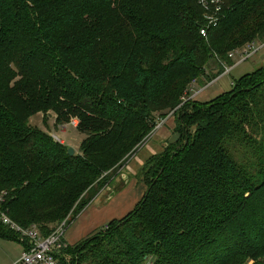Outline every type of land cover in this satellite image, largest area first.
<instances>
[{
	"label": "trees",
	"instance_id": "trees-1",
	"mask_svg": "<svg viewBox=\"0 0 264 264\" xmlns=\"http://www.w3.org/2000/svg\"><path fill=\"white\" fill-rule=\"evenodd\" d=\"M221 1L204 37L199 0H0V197L13 221L44 237L75 219L157 119L180 111L182 137L138 176L144 198L76 246L73 264H264V138L249 148L264 126V67L212 103L184 101L211 57L264 39V0ZM39 113L78 117L80 153L33 126ZM0 237L30 245L1 215Z\"/></svg>",
	"mask_w": 264,
	"mask_h": 264
},
{
	"label": "rangeland",
	"instance_id": "rangeland-1",
	"mask_svg": "<svg viewBox=\"0 0 264 264\" xmlns=\"http://www.w3.org/2000/svg\"><path fill=\"white\" fill-rule=\"evenodd\" d=\"M254 45L256 46L255 49H251L253 48ZM244 49L252 50V54L247 59L242 60L240 57V53ZM222 57L223 58L219 59L218 57L215 58V56H213L207 61V64L205 65L204 68V72L200 74L198 78L192 81L189 87L190 93L186 95L184 101L189 100L188 102H194L197 104V106L207 105L209 103H212L214 102V100L218 98V96L232 90L234 82L240 80L242 76L252 73L256 71L258 68H263L264 39L256 38V40L252 41L250 45L241 46L240 48L233 50V52L230 51L227 54L222 55ZM228 67H230L231 69L228 71V73H225L224 71ZM220 69L221 70L223 69V72L218 77L216 76V78L213 79V77ZM202 86H207L204 89V91L199 89ZM191 110L192 107L189 108V111ZM165 112L167 113L168 111ZM179 116H180V111L176 112L172 110L170 113H167L165 117L158 118L156 128L150 134L151 136L149 137L147 142L137 152L136 156L127 163L126 167H122L118 171H114L110 174L109 180H111V182L108 183V186H106L102 190L101 194L97 198H95L91 202V204L96 202L98 206H101V204H103V202H105L106 198L108 197V194L110 192L109 189L111 190V193H118L124 190L125 188L126 189L129 188L130 185L134 182V179L137 180L140 184H144V182H141L139 179L142 174L144 162L152 154H158V152L164 150L163 149L165 147L164 144L166 145L167 143V139H163L159 135H156L157 133L156 131L158 130V128L164 126L166 121L168 120L169 126L173 124L174 128L171 131L173 134L176 125L178 123ZM73 118L77 119L79 122L78 117L73 116L71 117V120ZM70 121L69 123L65 122V124H59V123L57 124L55 115L48 116V115H44L43 113H39L32 116L30 123L33 126L42 129L51 137L56 135L57 137L61 138L68 148L72 147L73 149H75V152L79 154L82 141L84 140V136L82 135L81 129L74 127L72 124H70ZM246 129L248 130L249 127H246ZM262 130H264V126H262L261 130L259 129V131H261L262 133L256 132L254 134L253 141L251 143L252 145L250 144L251 146L249 148L258 147L259 143H261V141L263 142L264 132ZM232 146H233L232 150L235 152V158L237 161H239L243 165L252 162L254 158L252 156L253 153H250L247 150L248 148L245 149L241 148L237 143L236 144L234 143V145ZM123 173L127 175L129 179L128 182L126 179L122 177ZM128 207L129 206L125 208L126 213L122 218H125L128 214H130L134 206L131 207L130 205L131 207V208L129 207L130 209H128ZM116 214L118 213L116 212ZM78 216H76L75 218H77ZM122 218H117L116 216L115 220L116 219L120 220ZM72 219L73 217H70L68 221L66 220L64 221L67 229L70 227L68 224L72 222ZM107 225L108 223L102 226L100 229L87 234L86 237L82 238V240L74 243L73 245H69L67 244V242L64 241V245L58 253V255L62 256L61 257L62 264H73L75 260V256H77L74 253L75 250L74 248L86 242L89 238L92 239L95 235H98L100 232L105 230V228H107ZM73 229H76V227ZM71 231L72 229L70 230V232ZM23 250H24L23 244L17 241L16 239L7 240L3 237H0V264H12L16 259L20 257ZM84 252L85 251H81L79 249L76 253L83 254ZM88 263L89 261L82 262V264H88Z\"/></svg>",
	"mask_w": 264,
	"mask_h": 264
},
{
	"label": "built area",
	"instance_id": "built-area-1",
	"mask_svg": "<svg viewBox=\"0 0 264 264\" xmlns=\"http://www.w3.org/2000/svg\"><path fill=\"white\" fill-rule=\"evenodd\" d=\"M201 5L205 10V25L201 27V34L206 37L208 35V29L211 26H217L220 21V14L223 9V1L221 0H199ZM255 45L251 49H255ZM252 50L244 49L240 53L241 59L245 60L251 56ZM231 68L228 67L225 69V73ZM207 86L203 87V90ZM74 127L79 126L77 119L73 118L70 121ZM54 140L64 143V141L55 136H52ZM4 198L0 197V215L1 220L4 224L8 225L12 229H15L18 233L22 235L23 238L30 241L28 249L23 250L20 257L15 260L12 264H59V259L56 257V254L59 253L61 248L64 245V238L66 233L65 222L61 223L58 228L52 232L50 235L42 236L40 229L37 226L22 227L13 221L9 214L6 213L3 208ZM66 242V241H65ZM66 245V243H65Z\"/></svg>",
	"mask_w": 264,
	"mask_h": 264
},
{
	"label": "crops",
	"instance_id": "crops-1",
	"mask_svg": "<svg viewBox=\"0 0 264 264\" xmlns=\"http://www.w3.org/2000/svg\"><path fill=\"white\" fill-rule=\"evenodd\" d=\"M203 87L204 86L199 89L204 91ZM173 128V124L169 126L167 120L164 126L158 128L156 135H159L161 138L167 139L168 141L172 136L171 131ZM147 188L148 187L145 183L140 184L134 179V182L129 188H125L124 190L115 193V196L110 201L103 202L101 206H98L96 202L93 204L90 203L77 218L73 219L72 222L68 224L70 227L66 230L64 240L67 244L73 245L74 243L82 240V238L86 237L87 234L92 233L93 231H96L106 225L108 222L115 220L116 216L117 218H122L126 213L125 208L127 206L130 207V205L131 207H135L144 198ZM129 207L128 209L131 208ZM116 212L118 214H116ZM75 227L76 229H73ZM71 229L72 231L70 232Z\"/></svg>",
	"mask_w": 264,
	"mask_h": 264
},
{
	"label": "water",
	"instance_id": "water-1",
	"mask_svg": "<svg viewBox=\"0 0 264 264\" xmlns=\"http://www.w3.org/2000/svg\"><path fill=\"white\" fill-rule=\"evenodd\" d=\"M181 137H182V134H180V133H178V132H174V133L172 134V136L169 138V140L167 141L166 146H168V145H172V144L178 142V141L180 140ZM68 152H69V154H71V155H75V154H76L75 149H73L72 147H70V148L68 149ZM122 177H123L124 179H126L127 182L129 181L127 175H125L124 173H123ZM108 189H109V188H108ZM109 191H110V192H109V194H108V197L106 198V202H108L111 198H113V197L115 196V193H111V190H110V189H109Z\"/></svg>",
	"mask_w": 264,
	"mask_h": 264
}]
</instances>
